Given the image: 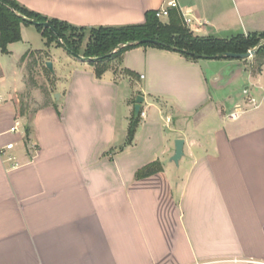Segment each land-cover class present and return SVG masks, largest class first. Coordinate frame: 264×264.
I'll return each mask as SVG.
<instances>
[{
    "label": "crops",
    "instance_id": "0c3cea01",
    "mask_svg": "<svg viewBox=\"0 0 264 264\" xmlns=\"http://www.w3.org/2000/svg\"><path fill=\"white\" fill-rule=\"evenodd\" d=\"M17 1L98 27L142 24L167 0ZM176 1L196 36L264 34V0ZM53 48L62 47L48 48L36 27L23 26L22 41L0 50V264H264V110L232 121L212 93L210 67L222 87L214 60L202 69L154 47L126 52L101 79L65 51L68 63L53 73L59 102L37 87L28 101V63L45 52L54 69ZM223 63L264 77L263 66L254 73L240 60ZM139 96L145 116L126 146ZM178 139L184 154L175 164ZM9 143L15 169L1 154ZM155 162L161 172L136 179Z\"/></svg>",
    "mask_w": 264,
    "mask_h": 264
},
{
    "label": "trees",
    "instance_id": "16d2710c",
    "mask_svg": "<svg viewBox=\"0 0 264 264\" xmlns=\"http://www.w3.org/2000/svg\"><path fill=\"white\" fill-rule=\"evenodd\" d=\"M41 23H48L50 27H44ZM23 26H35L46 40L48 48L55 44L73 56L82 55L84 58L92 59L90 64L99 79L106 71L115 67L113 65L115 61L118 64L121 63L126 52L139 47H154L178 52L194 62H199L201 57L211 58L223 53L246 54L258 48L255 58L259 70L264 66V34L237 36L231 39L199 37L185 25L178 9H170L168 18L164 20L157 18L156 11H148L145 22L142 24L76 27L32 11L17 0H0V50L2 53L8 54L10 44L22 41ZM144 40L151 42L139 43ZM44 56L47 57L48 54L44 52ZM46 71L48 72L47 68ZM117 71L118 68H115V73ZM122 73L136 78L131 71L123 70ZM140 116L141 112L138 115L134 112L128 129L126 146L133 143L140 124ZM115 152V150L112 151V153ZM162 170V164L155 162L139 170L136 173V179L148 178Z\"/></svg>",
    "mask_w": 264,
    "mask_h": 264
},
{
    "label": "rangeland",
    "instance_id": "374dc122",
    "mask_svg": "<svg viewBox=\"0 0 264 264\" xmlns=\"http://www.w3.org/2000/svg\"><path fill=\"white\" fill-rule=\"evenodd\" d=\"M19 45L20 47H23L21 46V44ZM65 51L66 50L64 48L61 49L53 48L51 55H54L55 58L57 59L56 63L54 64V71L55 69L57 70L60 65L63 67L68 63L67 61H69V57L67 56V53ZM80 52L81 54H83L82 50ZM44 58L45 57H42L39 60L35 59L28 63V67L26 71L27 72L26 80L28 82L27 85L28 88H30V90L26 92L27 95L25 94V98L29 99L28 101L32 100L30 99L31 89L33 87H37L40 90V92H42L45 96L49 94L53 101L59 102L60 99H57L56 95L60 93H56V94L53 93L54 92L53 90H56L55 87L58 86L54 79V75L50 70H48V72L46 71L47 62L52 63V61H45L46 59ZM231 60L233 61V59ZM38 61H40L41 63L40 66H38ZM224 61L225 59H218L213 61V63H215L214 67L217 70L221 68L220 69L221 75H217V77L219 76L222 77V87H220L219 90L215 89V85H214L215 82L213 80V76H211V67L210 69L207 70V75L210 81V85L212 87V93L214 97L226 100V102H224L225 103L224 105L227 114H231V112L234 110L233 108L234 102L240 99L243 100L242 107L243 108L246 107L244 108L245 111H250L251 108H252L251 111L258 110L253 108L251 102L252 99H256L260 109L264 110V77L258 80L257 78H254L250 74L248 68H243L242 70L238 71L237 67L234 64H232L233 66H235L233 68L231 65L222 67L224 65L223 63ZM240 61L244 63L245 66L246 65L249 66V68L253 66L252 70L254 73H255V69L259 70L258 69L259 67H257L255 56ZM117 64H118L117 61L113 63L114 66H116ZM226 80H228L227 84H225ZM246 88H250V91L247 92ZM260 101H262L261 104L259 103ZM34 107L31 110L29 109L27 111L28 114L31 113L33 110H35Z\"/></svg>",
    "mask_w": 264,
    "mask_h": 264
},
{
    "label": "built area",
    "instance_id": "2783aa9c",
    "mask_svg": "<svg viewBox=\"0 0 264 264\" xmlns=\"http://www.w3.org/2000/svg\"><path fill=\"white\" fill-rule=\"evenodd\" d=\"M170 9H178L181 12L182 16H183V20H184L185 25L188 28L191 27L192 20L185 13H183L180 10L179 4H178V2L176 0H167L166 3L160 9H158L156 11L157 18H159L161 20H164V19L168 18ZM251 102H252L253 108L257 109L259 107V104H258L256 99H252ZM245 112L246 111L244 110V108L241 105H238L236 107V109H235V112L231 113L230 119L232 121L237 120L241 116V114H243ZM144 116H145V113L141 112V117H144ZM19 127H20V122L17 121L15 123V125L11 128L10 131L13 132V133L18 132L19 131ZM14 147H15L14 143H9L4 148L1 149V154L3 156H6V161L8 163H11V168L12 169L18 168L20 166V164L17 162V159L14 156L6 154L7 151L14 150Z\"/></svg>",
    "mask_w": 264,
    "mask_h": 264
},
{
    "label": "water",
    "instance_id": "95a60500",
    "mask_svg": "<svg viewBox=\"0 0 264 264\" xmlns=\"http://www.w3.org/2000/svg\"><path fill=\"white\" fill-rule=\"evenodd\" d=\"M35 24H38V23H35ZM41 25H43L44 27H50V25L48 23H41ZM148 42H151V41L144 40V41H140L139 43L144 44V43H148ZM153 42L155 44H159L157 41H153ZM257 51H258V48L251 50L246 54L223 53V54H219L217 56H213L211 58L201 57L199 63H200V66L202 67V69H205L207 67L206 61H208V60H218V59H224V58L243 60V59H248V58L255 56ZM75 57H77L78 59L83 60V61H89L90 62L92 60V59L84 58L81 55H77ZM46 66H47L48 70H50L52 73H54L53 64L51 62H47ZM56 98L59 99L60 95H56ZM143 100L144 99L141 96H139L137 98V104L135 106V114L136 115H138L140 113L141 104H142ZM183 154H184V141L181 139H178L175 142V154L172 157V161L175 164H178L179 160L181 159Z\"/></svg>",
    "mask_w": 264,
    "mask_h": 264
}]
</instances>
